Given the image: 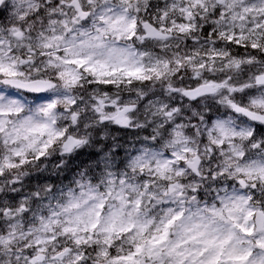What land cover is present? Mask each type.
I'll return each mask as SVG.
<instances>
[{
	"label": "clouds",
	"instance_id": "clouds-1",
	"mask_svg": "<svg viewBox=\"0 0 264 264\" xmlns=\"http://www.w3.org/2000/svg\"><path fill=\"white\" fill-rule=\"evenodd\" d=\"M0 98V264H264V0H0Z\"/></svg>",
	"mask_w": 264,
	"mask_h": 264
},
{
	"label": "snow or ice",
	"instance_id": "snow-or-ice-1",
	"mask_svg": "<svg viewBox=\"0 0 264 264\" xmlns=\"http://www.w3.org/2000/svg\"><path fill=\"white\" fill-rule=\"evenodd\" d=\"M114 71L118 70V69H113ZM140 72V69H135V70H125V74L126 75H130V76H135ZM2 99V98H0ZM243 231H250L248 229H242ZM161 239H163V237H161ZM206 243L213 245L216 249H218L215 253V255H213L212 257H210V259L207 261V264H220V258L223 255V248L225 243H227V240L225 239H220L217 241H213V240H209L206 241ZM245 258L242 256H228L227 260H230L233 262V264H241V262L244 260Z\"/></svg>",
	"mask_w": 264,
	"mask_h": 264
}]
</instances>
